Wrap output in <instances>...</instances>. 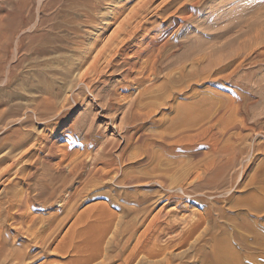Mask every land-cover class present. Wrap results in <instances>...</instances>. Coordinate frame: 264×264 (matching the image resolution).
I'll return each instance as SVG.
<instances>
[{
  "label": "bare ground",
  "instance_id": "1",
  "mask_svg": "<svg viewBox=\"0 0 264 264\" xmlns=\"http://www.w3.org/2000/svg\"><path fill=\"white\" fill-rule=\"evenodd\" d=\"M128 1L0 0V5L4 7V12L0 15V26L3 29L0 44V135L7 132L3 136L1 135L2 137L0 136V264H23L46 254L52 255L48 252L57 227L54 226V221H48L44 225L35 227L36 217L32 215V212L28 214L22 208L27 205L25 209H28L37 201H42L45 204L46 200L54 197L58 188L63 189L68 186L67 176L72 175L71 178L76 177L80 181L71 193H68L67 196L65 194L64 204L75 195L82 197V194L87 193L89 187H98L97 185L102 183L106 175L111 171L113 172L114 169H117L116 172L114 171L116 184L128 187L131 185H146V179L153 173V177L156 176L153 180L156 184L164 187V189L174 190V195L178 197H181L180 194L187 195L189 192L182 180L186 179L192 169L194 170L197 166H202L204 171L213 172L210 175L213 183L220 185L224 183L228 168L233 164L232 157L225 158L224 155L234 150L229 141L231 138L241 139L242 128H238L236 120H233L231 123H234V125H231V123L228 124L227 119H224L225 110L229 105L222 94L210 89L212 93L216 94L217 101L211 100L208 103L206 112L202 111V113L205 112L204 114H198L192 109V106H195L193 105L195 100H192L186 103H178L175 107L172 106L171 115L164 122H160L163 117H155L154 115L157 112L156 109L167 106L169 99L174 98L175 93L179 95L194 88L195 85H203L205 82H208L210 87L212 86L221 91L233 90L230 86H234L240 92L247 91L248 87L243 79L235 78L242 66V57L240 58L239 53L242 50V45L239 48L235 46L233 49L232 47L233 51L236 50L235 48L238 49L234 54L229 53L230 51L224 53L226 42L220 40L231 30L232 26L235 27L239 23V21L234 22V25L231 26L233 20L229 22L231 20L230 16H228L229 19L226 17L228 6L232 4L233 7H239V10H241L242 0H220L215 3L214 0H209L208 3H202L203 5L201 0H163V5L159 8L156 7L157 11L169 16L176 15L180 19H173L161 28L146 27L147 29L143 27L141 20L143 14L150 9L153 0H139L116 23L118 15L125 11L124 7ZM104 4L117 5H112L113 8L115 7L114 11L102 13L100 8ZM28 5L34 6L33 15L26 14L25 9L29 7ZM52 9L55 10V14L51 13ZM207 9H215L220 13L217 12L219 14L212 19L210 18L211 20L200 22L196 19L204 15ZM108 15H111L110 20L106 21ZM238 19L240 20V18ZM194 22H196L195 25ZM114 23H116L115 27L106 37H103L104 32ZM201 24L203 27L198 31L195 26ZM220 24H223L222 29H214V26L219 27ZM174 26H177L175 34L181 33L185 28H193L199 32L203 40H194L191 37L179 40L176 37L173 39L171 35L166 38L168 29ZM240 28L236 31H241ZM32 29H42L43 32L31 36L26 35V32ZM89 29H96V35L90 37L91 30ZM153 31L156 34L151 35ZM86 35L89 37L86 38ZM27 37L31 42L25 45ZM204 39L220 40L221 45L218 47H214L213 43L208 45V41ZM64 50L68 53L72 52V54L69 53L70 56L67 54L70 60L65 62L67 66L65 65L66 67L60 72V79H62L61 83L63 84L58 86V83L56 85L53 81L56 77L51 76L53 80L49 77V72L56 70L50 61L66 55ZM256 56L259 58L257 60L263 59L261 53H257ZM43 59L46 61L44 62ZM26 60H34V64H43L44 62L49 65L43 66L45 67L44 70H42L43 68L40 69L39 66L37 67L35 73H37L38 80L36 84L33 83L34 93L29 99L26 97L27 102L21 104L19 100L16 101L18 92L12 88L15 84L19 86L16 82L21 78L22 67ZM62 66L64 65L60 67ZM231 66L233 67L229 70ZM55 67L59 66L56 65ZM75 71L78 72V76L74 79ZM56 72L58 71L56 70ZM73 73V82H71L70 77ZM114 77H119L120 80L115 81ZM199 81L200 83H198ZM182 82H185V86L179 87ZM20 86L17 88H20ZM80 88L85 89V94L91 96L92 100H105V103L98 102L101 106L104 103L105 107L101 110L110 111L126 104L125 109H123L125 112L122 113L124 126H121L122 124L118 126L123 131L124 145L117 155L121 162L126 159L129 160V158L130 160L136 158L139 164H145L158 156L155 157L157 150L175 157L194 154L201 151L202 148H206V151L202 152L201 159L194 162L190 159L191 163H185L186 166L183 171L179 167H175L180 171H177L178 174L175 172L177 175L172 178H169L170 174L168 177L165 176L166 173L164 175L162 170L159 172L157 166L152 167V169H147L146 166V169H140L139 171L121 169L114 157L108 155L106 143H101V147L94 154L87 151L81 159L77 152L71 157L68 152L64 151L59 156V160L55 161L54 159L60 151L59 145L57 146L58 140L64 135H67L71 140L72 135L82 128L76 124V127H74L75 125L73 126L71 123L68 129L63 128L64 130L61 131L60 136L55 135L56 127L54 125L57 122L52 121L53 117L57 116L64 119L67 103L72 102L75 106H79L78 101L82 99V96L79 95L80 92L75 93V91ZM132 88L137 89L134 96H131L132 93L130 94V92L129 95L121 94V92H128ZM26 92L22 93L26 95ZM65 93H70L67 95L70 97H65L63 101H57L59 98L64 97ZM194 94L195 92H192L190 97H194ZM236 96L239 111L242 109V104L249 105L253 103V97L248 94L245 101H243L241 94L237 93ZM96 103L91 101L89 107H97ZM86 106H88V103ZM64 112L65 114L62 115ZM216 115L217 117L214 120ZM158 123L160 126L158 130L147 131L148 128H145L148 124L152 126ZM34 124L43 125L48 132H44L42 135L37 134V131L35 132L34 127H32ZM216 125L218 126L216 127ZM133 128L135 130H131ZM230 128L238 129V132H229L228 135L227 132ZM53 137H56V139ZM84 137L86 141H84V145L93 146L94 140L92 137L87 134ZM133 143L136 144L137 152L134 149L136 153L132 157L126 156V149ZM26 144L28 145L25 148ZM154 147H157L155 148L157 150L154 151ZM22 148L24 149L19 151ZM67 156L71 157L68 162H66ZM98 160H101L100 162L104 167H95ZM87 164H94L95 166L91 165L92 169L86 173V176H83ZM177 164L178 166L185 165ZM177 164L175 163V165ZM38 169H40L39 174H37ZM165 169L170 171L168 167ZM171 172L174 174L173 170ZM14 178L23 180L25 188L22 186L23 191L21 187L22 194L18 193L17 186H15L18 182H13ZM195 187L200 186L196 185ZM32 189H34V193L31 192ZM135 192L138 191L135 190ZM122 193H124L122 197L125 204L118 203L119 197H121L120 191H116L115 195L108 197L109 204L117 207L119 214L114 215L106 210L104 206H97L96 212L89 209L81 216V219L87 217L85 220L89 221V218L94 215L93 219L90 218L92 223L88 228L96 226L99 234L96 238L98 250L95 248L94 253L87 254L86 252L90 251L87 247L91 248L88 245H91L92 242L84 239V229L75 231V234H78V237L84 243V245L73 246L75 253L79 256L75 261L78 264L92 262L96 257L101 256V249H109L110 246L113 247V250L119 249L122 251L126 244H120V241L125 238L124 242H127L132 237L133 227H136L135 224H137L136 216L134 217L133 214V219L128 216L131 217V219L127 217L129 220H125V217L128 213L131 215L129 210H135V207L132 205L134 208L131 209V206H126V203L131 202V197L129 198L130 191L125 190ZM168 198L170 197H166V199ZM146 200L147 195L145 193H141V196L133 200L136 205L141 206L138 209L143 210L142 214L148 210L147 207H142ZM179 205L180 203L177 200L175 207ZM166 214L169 215L170 212L168 211ZM219 214L223 216L220 211ZM145 217L146 214L140 219V222H143ZM8 218H11L15 224L10 229L5 227ZM179 219L180 217L178 219L173 217L164 221L162 213H156L149 220L144 230L141 231L132 251L123 258L121 264H131L137 253L147 252V243L149 242H153L154 245L159 247L162 240L169 241L168 244H170L175 237H178L182 241L185 235L175 231ZM189 225H192V228L187 232V236L190 232L194 233L202 227L201 231H210L216 223L210 211L204 217ZM217 229L216 233L197 246L193 243L187 250L175 252V254H172L171 248L167 245L161 252L159 250L157 255L162 254V257H159L160 259L157 257L158 259L154 258L155 260H153L150 255L143 253L138 264H187L188 259H185V253L188 250L194 251V254L190 257L195 264H261L258 261L257 252L248 249L250 244H253L258 251L264 253V227L246 226L251 237L249 238L248 235L242 237L241 235L235 239L228 236L226 225L219 224ZM86 231L88 230L85 229ZM70 237L64 238V242L58 244L55 249L62 252L66 250L67 239ZM106 238L108 240L105 247L100 248L101 243H104ZM24 241L26 243H23ZM119 255L120 253L117 251L115 256L119 257ZM102 257L103 260L99 264H106L110 260L107 255H102Z\"/></svg>",
  "mask_w": 264,
  "mask_h": 264
},
{
  "label": "rangeland",
  "instance_id": "2",
  "mask_svg": "<svg viewBox=\"0 0 264 264\" xmlns=\"http://www.w3.org/2000/svg\"><path fill=\"white\" fill-rule=\"evenodd\" d=\"M162 1L163 0H153L152 4L150 5L151 7L148 10L149 12L147 11L146 13L143 14V18L141 21H142L143 27H145V29L150 28V27L161 28L163 25L165 26L166 24L170 23V21H172L173 19L174 20L180 19L176 15L169 16L168 14H162L159 11H157V8H159L163 5ZM219 1L220 0H214V3L219 2ZM138 2H139V0H129L128 3L126 2L125 7H124L125 11H123V13H120L118 15L116 23L128 11V9L130 10L131 7L136 5ZM205 2L208 3L209 0H201V4L205 3ZM33 4H34V2H33ZM241 4H242L241 10H239V7H233L232 4L228 6L229 9L227 8V10H226V17L230 16L231 20L229 22H232V20H233V22L231 23V26L234 25V22L239 21V23L237 25L235 23L236 26L235 27L232 26L231 30L228 31L225 34V36L223 37L224 39L222 38L220 40L223 42H226L225 49L223 50L224 53H226L227 51L228 52L230 51L229 53L232 52L231 54H234V52L236 50H238L237 48H235L236 50L233 51L234 47L236 46L239 48L242 45V50L239 51V53L241 55L240 58L242 57L241 58L242 59V66L239 68L238 74L235 76V78L243 79V82L248 87L247 91L240 92V90H238L234 86H230L229 84L228 85L230 86V88L235 90V91H233V90L221 91L217 88H213L212 86H211L212 87L211 88L209 86V83L205 82L203 85H195L194 88L187 90V91H185L179 95L177 93H175L174 98L169 99L167 106L162 107L160 109H156L157 112L154 115L155 117H163V120H161L160 122H164L171 115L170 111L172 109V106L175 107L178 103H186V102H189L192 100H195L194 101L195 104H193L195 106L194 107L192 106V109H194V111L198 114L199 113L204 114L206 112L207 107H208V103L211 100L214 102L217 101L216 94L212 93L210 91V89L213 91H217L219 94H222V96L224 97V99L227 101V103L229 105V107H228L229 109L226 108V110H225L224 119L228 120V124L233 122V120H236V123L239 126L238 128L239 129L242 128L241 139L231 138L229 141L230 144L233 145L234 150L232 152H229L228 154L224 155L225 158L231 156L232 162H233V164L230 165V167L228 168V171H227L226 176L224 178V183L222 185L213 183L212 179H210V175L213 172L204 171L202 169V166H199V167L197 166L196 168H194V170L192 169V171L190 172V174L187 176L186 179L182 180L184 186L186 187L187 191H189V192L187 193V195L180 194L181 197H178V196L174 195L175 194L174 190L164 189V187H161V186H159V184H156V182L153 181L155 179L154 177H156L155 175L153 177V173L149 175L150 178L148 176V178H147L148 180L146 179V182H145L146 185L145 184H143L141 186H139V185H133L132 186L131 185L128 187V186L116 184L115 183V177L116 176L114 177V173L117 171V169H114L113 172L111 171L106 175V178H104L102 183H99L97 185L98 187H94V188L89 187L88 191H86L87 193L82 194L83 195L82 197H80V196L78 197V195H75V196L71 197L72 199L70 198L66 204H64L63 199L65 198V194L67 196L68 193H71L74 190V188L77 185H79L78 182L80 181L79 178H76V177L71 178V177H73L72 175L67 176V178L69 179V180L67 179L68 186H66L63 189L58 188L56 190L57 192H55L54 197H52L53 200L50 198L51 200L50 199L46 200L45 204L42 201H37L31 207H28V209H30V210L25 209L27 207L26 204H25L26 207H24L25 205L23 206L24 208H22V209L24 211L26 210L25 211L26 213L31 214V212H32V215H34L36 217L35 221H34V222H36L35 227H39L41 225H44V224L48 223V221L49 222L54 221L53 222L54 226H57L56 230H55L54 239L50 245L49 252H48V253H52V255L46 254L45 255L46 257L42 256V257H39L37 259L27 261L26 263L24 262L23 264H78L75 261H76V259H78L79 256L75 253V248L73 246L74 245H80V244L84 245L83 241L80 240V238L78 237V234H75L76 230H81V229L82 230L84 229V232H83L84 233L83 237L85 236L84 239H86L89 242H92L91 245H88L91 248L87 247V249H89L90 251L86 252V253L87 254L88 253H94L96 251V249L98 250V247H97L98 243L96 242V238L98 237L99 233H97L98 232L97 227L92 226L91 228H88V226L92 223V221H90V218L92 217V219H93L94 215H92L89 218V221L85 220L87 217H82L83 219H81V216L85 213V211H87L89 209L93 210V212L94 211L96 212L97 206H104V208L106 210H108L109 212H111L114 215L119 214L118 208L114 207L113 205L111 206V204H109V201H108V197L110 195H113V194L115 195L116 191L121 192V195H120L121 197L124 196L123 195L124 193H122V192H124L125 190L128 192L130 191V193L132 194V195L131 194L129 195V198L131 197L130 198L131 202L128 204L126 203V206L127 205L129 207L131 206V209L135 207V210L134 209L129 210L131 215L128 213V215L125 217V220L126 219L129 220V219H131V217L133 219V216L134 217L136 216L135 220H137L139 223L136 221L137 224H135L136 227H133L134 228L133 229V235L130 238V240H128L127 242H124L125 238H123V240L120 241V244H124V243L126 244V246L122 249V251H120L119 249L113 250V247H111V246L109 247V249H105V248L101 249L100 250L101 256L96 257L94 260H92V262H89L88 264H99L103 260L102 255L109 256L108 258L110 260L108 259L109 261L107 260L108 262H106V264H121L123 258H125L129 254V252L132 251L133 246L136 243L137 237L139 236L141 231L144 230V228L146 227L149 220L158 212L162 213V219L164 221L171 219L173 217H176L177 219L180 217L179 222L175 226V231L181 232V235H185V236L182 238L183 239L182 241L180 238L175 237L170 244H168L169 241L165 242V240H162L159 243V247L154 245L153 242L147 243V248H148L147 252H143V253L146 255H150L151 259L153 258V260L158 259L160 256L162 257V254L161 255L160 254L157 255V254L159 253V250L161 252V250H163L164 247H166L167 245H169V247L171 248L170 250L172 251V254L173 253L175 254V252L177 253V252H180L183 250H187L188 247H190L191 244H193V243L195 246H197L198 244L202 243L203 240L207 239L209 236L216 233V231L218 230L217 226L219 224L222 226L226 225L227 230H228V236L231 239L238 238L241 235H242V237L248 235L250 238L251 234L246 229V226L256 225L257 228L264 227V0H242ZM110 5L111 6L104 4L103 6H101L100 12L106 13L107 11H111V12L114 11L115 7L113 8V6L117 5V4H110ZM1 6L3 7V5H0V7ZM28 6L29 7H26V9H25L26 14L33 15L34 14V6L33 5H28ZM3 12H4V7L0 8V15H2ZM217 12H219V11H216L215 9H212V10L207 9L205 11L204 15H202L199 18L197 17L196 19H198L200 22H203V20H208L210 18L212 19L213 17H215V15L220 13V12L219 13H217ZM51 13L55 14L56 12H55V10L52 9ZM240 13L242 16L240 15ZM238 14H239V16H238ZM110 16L111 15L107 16L106 21L110 20ZM238 18H240L242 23L240 22V20ZM227 19H229V17ZM116 23L112 24L104 32L103 37H106L111 32V30L115 27ZM193 24L195 25L196 22H194ZM220 25H219V27L214 26V29H217V28L222 29L223 24H220ZM195 27L199 31L200 28L203 27V25L202 24L199 26L196 25ZM239 27H241L240 28L241 31L240 30L236 31L239 29ZM176 28H177V26L169 28L166 38L170 37V35H171V37L173 39H175V37H176L179 40L181 38L187 39L188 37H191L194 40H203V38L200 36L199 32L195 31L193 28H185L182 30L183 32L181 31V33L175 34ZM89 30H91V32H90L91 34L89 35L90 37H93L94 35H96V33H97L96 29L95 30L89 29ZM2 31H3V29L0 26V44H1V32ZM209 31H212V30H209ZM41 32H43L42 29H32V30L27 31L26 35L31 36L34 34H39ZM152 34H156V32L153 31L151 33V35ZM168 34H169V36H168ZM255 35H257V36H255ZM89 36L86 35V38ZM237 36H238V38H237ZM238 39H239L240 45H239ZM147 40H149V38H147ZM204 40L208 41L207 42L208 45L210 43H213L214 47H218L221 45L219 42L220 40H216V39H204ZM241 40H242V42H241ZM30 42H31L30 39L27 37L25 39V45H28ZM228 43H229V45H228ZM232 47H233V49H232ZM65 51L66 50H64V54H66V55H62V57L55 58L52 61H50L54 65L53 66L51 64L53 66V68L56 69L59 73L56 72V70H54V71L52 70L51 71L52 73L49 72L51 74V75L49 74V77L50 78H52L51 76H53V78L56 77V78H54V80L52 78V80L54 81V83L56 85L58 83V86H61L63 84V83H61L62 79H60L61 78L60 72L62 69H64L67 66V64L65 62H68L70 60L69 56H70V54H72V52L71 53L69 52L70 53L69 54L68 52H65ZM241 51H243V52H241ZM218 53H220V52L218 51ZM257 53L262 54V56H263L262 60H257V59H259L256 56ZM67 54L69 56H67ZM45 61L46 60H44V62ZM33 62H34V60L24 61V64H23L24 66L22 67V72H21V78H19L18 81L16 82L19 84V86L21 84L23 86L21 85L20 88H17L19 86L15 84L12 88V89H16V91L18 92L17 94H18V97L20 99L17 97L16 101L19 100V103H21V104H22V102H23V104L25 102H27L26 100H28L29 97L32 96L34 93V87L33 86H34V84H36V82L38 80L37 73H35L37 67L39 66V67H41L40 69L43 68L42 70H44L45 67L49 65V64L47 65L44 62H43V64H40V63L34 64ZM34 65H35V67H34ZM56 65L59 66V67H57L58 69L55 67ZM61 65H64V66H62L63 68L60 67ZM43 66H45V67H43ZM232 67L233 66H231L229 68V70H231ZM59 68H61V69L59 70ZM74 73H75V75H74ZM74 73L70 77L71 82H73V78H72L73 75L75 76L74 79L76 78V76H78L77 71H75ZM30 77L32 79H29ZM28 79L30 80L29 83H28V81H29ZM33 79H35L36 81ZM114 80L119 81L120 79H119V77H114ZM33 81H35V82H33ZM31 82H32V84H31ZM198 83H200V81ZM179 85H180L179 87H183V86H185V82H182V85H181V83ZM29 87H30V89H29ZM136 90L137 89L132 88V89L128 90V92L127 91H124L123 93L121 92V94L122 95H129L128 93L130 92V94L132 93L131 96H134L135 92H137ZM25 91L28 92V93L26 92V95L23 94V93H25ZM78 92H80L79 95L82 96L81 97L82 99L78 101L79 106H75L72 102L67 103L66 104L67 107L65 108L66 114H65V112L62 113V115L65 114V118L62 119V118H58L57 116H54L53 117L54 119L52 121L57 122L54 126L56 127L55 135H58V136L61 135L60 133L62 130L68 129L71 126V123L73 126L76 124L77 126L82 128L83 130L81 129V130H79L80 132L79 131L75 132L78 135L76 136V134L74 133L72 135L73 139L71 138V140L68 138L67 135L62 136V138L60 140H58L57 146L59 145L58 148L60 149V151H59V155L54 159L55 161L59 160V158H60L59 156L62 154V152L64 153V151L68 152V155H70L71 157H73V154L75 152H77L79 158L81 159L84 157V155L87 153V151L90 154H94L101 147V143H103V144L106 143L105 145L107 146V149H108V155L114 157L117 165L121 169H124V170L133 169V171H139L140 169H146V166L148 167L147 169H152V167L157 166L159 172H160V170H162V172H164V175L166 173L165 176L168 177L170 174L169 178H172V177H174V175L176 176L178 174L177 171H180V170L183 171V168L186 166V164H188L189 162L190 163L192 162L190 159H192L193 162L195 160H199L202 158V152L206 151V148H202L201 151H198L199 153L196 152V153L190 154V155L185 154L184 156L182 155L181 157H175L174 155H171V154L161 153V151H158L157 149H155L157 147H154L153 150L154 151L157 150L155 157L157 155L158 156L153 160L151 159V161L153 163L150 161V162H147L145 164H139L136 161V158H131V160L129 158V160L126 159V160L121 162L120 159H118L117 155L119 154L120 150L122 149L124 143H123V139H122V135H123L122 132L123 131L118 126H120L121 124H122L121 126H124V123L122 122V118H123L122 113L125 112V110H123V109H125L126 104L123 107H116V109H114V110L112 109L110 111L109 110H101V109H103V107H105L104 106V103H105L104 99L102 101L101 100H98V101L92 100L91 96L85 94V89H83V88H80V89L75 91V93H78ZM192 92H195L194 97H190L191 96L190 94ZM237 93L241 94L243 101H245V97H247V94L250 97H253V103H251L249 105L242 104V109L239 111L237 109V100H238L237 96H236ZM69 94L70 93H65L64 94L65 96L62 98H59L57 101H63V99L65 97L69 98L70 96H67ZM84 98H85V100H84ZM91 101L92 102L94 101L95 103L96 102L97 103L98 102H101V103L104 102V103L102 106L99 103L98 104L96 103L97 107L93 108V107H89V104ZM79 103H81V104H79ZM87 103H88V106H86ZM195 107H196V109L198 108L197 109L198 112L196 111ZM86 109H88V110H86ZM203 110L205 111L204 113H202ZM185 111H186V109H185ZM216 117H217V115L215 116L214 120L216 119ZM73 122H74V124H73ZM240 122L242 124H239ZM13 123H15V122H13ZM76 125L74 127H76ZM231 125H234V123H231ZM217 126L218 125H216V127ZM32 127H34L35 132L37 131L36 132L37 134L42 135V133L44 134V132L45 133L48 132V130L44 129L43 125L34 124V126H32ZM145 128L146 129L148 128L147 131H153V129L154 130L160 129V126H159V123L154 124L152 126L148 124L145 126ZM131 130H135V128H133ZM234 131L238 132V129L230 128L229 131L227 132V134L229 135L230 134L229 132L232 133ZM6 133L7 132H4L1 135L3 136ZM86 134L91 136L92 139L94 140L93 146H89L88 144L84 145V143L86 142L84 139L85 138L84 136H86ZM79 137H80V139H79ZM53 138L56 139V137H53ZM82 139H84V140H82ZM76 141H78V142L80 141L81 143L80 142L78 143ZM27 145L28 144H26L24 147L26 148ZM128 148L126 149L127 153H125V155L132 157L133 154H135L137 152L136 144L133 143ZM23 149L24 148H22L19 151H22ZM134 149L136 152L134 151ZM158 152H160V153H158ZM128 153H129V155H128ZM70 156H67L66 162H68V160H70V158H71ZM188 159L190 161H187ZM100 161L101 160H98L97 163H95L96 166L94 164H91V165L92 166L94 165L96 168L97 167H104V165ZM177 161H180V162H177ZM175 163L176 164L179 163V165H181V164L184 165L185 163L186 164L184 166H182V165L178 166V164L175 165ZM91 165H88V164L86 165V171L84 172L83 176H86V173L92 169ZM171 166H173V167L171 168ZM162 167H163V169H162ZM167 167L170 169V171H168V169L167 170L165 169ZM175 167L176 168L179 167L180 170L176 169ZM136 168H137V170H135ZM172 170L174 171V174L171 172ZM39 173H40V169L37 170V174H39ZM70 179H71V185L69 186ZM13 182L19 183V184L17 183L18 185L16 184L15 186H17L16 189H17V191H19L18 193L22 194L21 191H22V189L24 191V188H25L23 186V180L20 178L19 179L14 178ZM196 185H199L200 187H195ZM21 187H22V189H21ZM198 189H200V190H198ZM58 190H60V191H58ZM135 190H137L138 192L134 193ZM31 192L34 193V189H32ZM141 193H145L147 195V200H148V201L146 200L144 203L146 205H144V204L142 205V207L145 206L148 208V210H146L147 212H143V214H142L143 210L138 209L141 206H138L135 204V202H133V200H135L138 196H141ZM95 194H96V196H94ZM121 197H119L118 203L125 204L123 201V197L122 198ZM166 197H170V198L166 199ZM40 199H45V198H40ZM49 200L51 201V203ZM177 200H178V203H180V205L178 207H175V202ZM60 201H62V202H60ZM47 202H48V204H46ZM58 202H60V203H58ZM39 204H41V205H39ZM60 204L62 206L63 205L64 206L62 207ZM27 210H28V212H27ZM168 211L170 212L169 215L166 214ZM210 211L213 215V219H215L216 225L214 227H212V229L210 231H201V229L203 228L202 227L199 230L195 231L194 233L190 232L188 234L189 236H187L186 235L187 232L190 231V229L192 228V225L188 226V224H190L194 221H198V219L204 217L206 215V213H208ZM219 211L223 213L222 214L223 216H221L219 214ZM145 214H146V217H145L144 221L140 222V219ZM128 216H131V217H128ZM78 218H80V219L78 220ZM223 222H225V224H223ZM6 223H7L5 225L6 228L10 229V228L15 226V224L11 218L10 219L8 218ZM92 228H93V230H92ZM85 229L88 231L85 232ZM112 229H113V227H112ZM90 230H92V231H90ZM73 234H75V235L73 236ZM93 234H94V236H93ZM95 234H96V236H95ZM22 236H24V235H22ZM69 236H71V237L69 239H67V245L65 247L66 250H64L63 252L57 251L55 249L56 246L58 244H62V242H64V238H67ZM92 237H94V238H92ZM162 239H164V238H162ZM107 240H108V238L105 239L104 243H101L102 246L100 248L105 247V245H106L105 243ZM23 243H26V242L24 241ZM248 250L257 252L258 261L261 262V264H264V253H261L260 251H258V249H256L253 244H250V248ZM117 251L120 253L119 257L115 256ZM242 252H244V251L242 250ZM143 253L142 252L137 253L136 257L133 258L131 264H138L140 261V256L143 255ZM154 253H156V254H154ZM185 254H186L185 259H188L187 264H195L194 260L191 258L192 255L194 254V251L188 250L187 253H185Z\"/></svg>",
  "mask_w": 264,
  "mask_h": 264
}]
</instances>
